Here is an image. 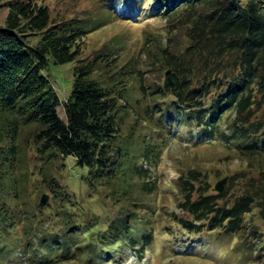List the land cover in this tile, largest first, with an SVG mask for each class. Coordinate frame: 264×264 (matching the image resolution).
Segmentation results:
<instances>
[{
    "label": "trees",
    "instance_id": "1",
    "mask_svg": "<svg viewBox=\"0 0 264 264\" xmlns=\"http://www.w3.org/2000/svg\"><path fill=\"white\" fill-rule=\"evenodd\" d=\"M103 1V15L56 20L39 0H6L0 24V264L79 258L116 264L125 249L142 256L153 241L147 224L156 206L147 197L159 189L156 170L176 129H195L199 140L219 136L240 157L264 161V0ZM121 16L166 19L183 30L187 43L153 49L146 69L109 49L80 57L84 39ZM50 60L74 63L64 100L45 73ZM27 152L39 161L37 170H21ZM69 158L83 170L79 179L90 193L111 201L106 216L84 218V206L55 176ZM262 166L238 193L229 187L217 192L196 169L176 178L182 213L173 217L187 233L179 241L196 248L192 255L207 257L211 241L239 236L256 259L264 258V230L246 224L254 210L264 223ZM37 189L51 200L41 202ZM164 231L174 237V228Z\"/></svg>",
    "mask_w": 264,
    "mask_h": 264
},
{
    "label": "rangeland",
    "instance_id": "2",
    "mask_svg": "<svg viewBox=\"0 0 264 264\" xmlns=\"http://www.w3.org/2000/svg\"><path fill=\"white\" fill-rule=\"evenodd\" d=\"M39 3L46 5L56 20L61 18L80 20L96 17L104 14L106 6L103 0H39ZM7 12L6 0H0V24H4ZM127 16H124L125 18L121 16V19L113 17L111 23L90 33L84 39V49L80 57H92L98 50L109 49L113 51V55H118L121 61H126L132 56L146 69L145 62L149 61V54L153 49L167 46L170 42L180 49L187 43V39L183 36V30L172 28L166 19L134 17L133 21L130 19L131 17L126 19ZM176 47L174 49H178ZM73 65V62L55 64L50 60L45 70L61 100L67 98L71 93ZM150 67L152 66L150 65ZM151 69L153 70V67ZM151 76L149 74L148 77ZM59 113L62 118H65L62 106L59 107ZM228 116L226 117L228 121L234 119V115L228 114ZM226 124V122H222V130H226ZM27 154L24 159L22 158L21 170H37L38 167L35 165L39 166V161L29 152ZM66 164L67 167H63L62 170L56 167L54 173L66 189L73 192L79 204L84 206V218L88 219L91 214L106 216L108 209H111V201L90 193L87 186L79 179L83 170L73 165L71 158L66 160ZM260 165L264 167L263 160L249 161L247 158L240 157L219 136L214 140L207 139V137L199 140L195 129L191 132L188 129H176L175 137L164 151L161 164L156 170L159 189L154 197H147L156 205L155 212L150 217L151 224H147L152 230V244L145 247L146 249L141 252L142 256L140 257L135 256L129 249H125L124 256L118 259L116 264H264V258L256 259L255 253L245 248L246 244L239 236L229 240L211 241L210 249L212 251L207 257L205 254L192 255L196 248H193L190 243L179 241L186 238L187 233L181 234L173 217L174 213H182L176 207L179 194L175 181L180 174L189 169L200 170L208 177L214 190H216L215 184L225 178L222 185L223 191L229 187V193H238L245 184L246 178L257 174ZM36 194V198L39 199L43 194H47L46 202L51 200L52 195L47 191L37 189ZM246 224L248 230L253 226L264 230V223L259 219L256 210L246 216ZM169 228H174V237H170L164 231ZM5 264L27 263L8 262ZM62 264H85V261L79 258Z\"/></svg>",
    "mask_w": 264,
    "mask_h": 264
},
{
    "label": "water",
    "instance_id": "3",
    "mask_svg": "<svg viewBox=\"0 0 264 264\" xmlns=\"http://www.w3.org/2000/svg\"><path fill=\"white\" fill-rule=\"evenodd\" d=\"M225 178H223L222 180H220L219 182H217L215 184V189L218 191V192H222L223 191V184L225 182ZM48 199V195L47 194H43L40 198V201L41 202H46V200Z\"/></svg>",
    "mask_w": 264,
    "mask_h": 264
}]
</instances>
